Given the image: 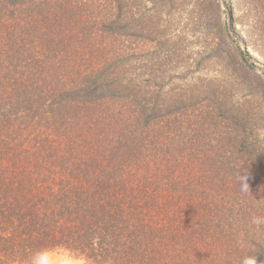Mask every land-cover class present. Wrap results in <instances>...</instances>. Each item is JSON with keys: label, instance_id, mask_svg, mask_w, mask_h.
<instances>
[{"label": "trees", "instance_id": "16d2710c", "mask_svg": "<svg viewBox=\"0 0 264 264\" xmlns=\"http://www.w3.org/2000/svg\"><path fill=\"white\" fill-rule=\"evenodd\" d=\"M124 1L0 0V264H264V137L218 82L131 74Z\"/></svg>", "mask_w": 264, "mask_h": 264}, {"label": "rangeland", "instance_id": "374dc122", "mask_svg": "<svg viewBox=\"0 0 264 264\" xmlns=\"http://www.w3.org/2000/svg\"><path fill=\"white\" fill-rule=\"evenodd\" d=\"M124 2L127 62L136 66L131 74L160 85L161 95L194 80L218 82L228 107L241 108L252 120L251 134L264 137V59L246 42L231 0ZM35 264L83 262L56 250Z\"/></svg>", "mask_w": 264, "mask_h": 264}, {"label": "clouds", "instance_id": "9594fccd", "mask_svg": "<svg viewBox=\"0 0 264 264\" xmlns=\"http://www.w3.org/2000/svg\"><path fill=\"white\" fill-rule=\"evenodd\" d=\"M240 184H241V190L242 191H249V186L248 184L245 182V176L241 175L240 177ZM252 224L260 227L262 225H264V217H259V216H253L252 217ZM238 264H258L257 260H256V256L253 252L249 251L248 253L242 255L239 258Z\"/></svg>", "mask_w": 264, "mask_h": 264}, {"label": "water", "instance_id": "95a60500", "mask_svg": "<svg viewBox=\"0 0 264 264\" xmlns=\"http://www.w3.org/2000/svg\"><path fill=\"white\" fill-rule=\"evenodd\" d=\"M222 2H223V0H222ZM236 42H237L238 44H241L240 41H236ZM243 55H244L245 58H247V57H246V51H245V49H244V54H243ZM246 60H248V59H246Z\"/></svg>", "mask_w": 264, "mask_h": 264}]
</instances>
